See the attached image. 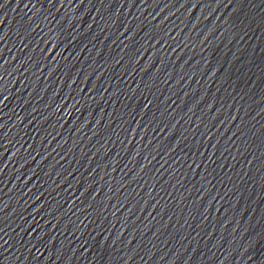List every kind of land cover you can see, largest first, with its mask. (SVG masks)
<instances>
[{
	"label": "water",
	"instance_id": "95a60500",
	"mask_svg": "<svg viewBox=\"0 0 264 264\" xmlns=\"http://www.w3.org/2000/svg\"><path fill=\"white\" fill-rule=\"evenodd\" d=\"M0 264H264V0H0Z\"/></svg>",
	"mask_w": 264,
	"mask_h": 264
}]
</instances>
